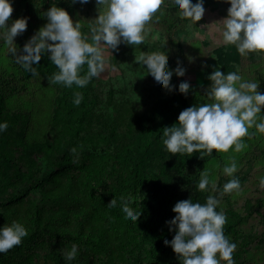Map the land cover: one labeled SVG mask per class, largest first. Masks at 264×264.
Returning a JSON list of instances; mask_svg holds the SVG:
<instances>
[{"label": "trees", "instance_id": "1", "mask_svg": "<svg viewBox=\"0 0 264 264\" xmlns=\"http://www.w3.org/2000/svg\"><path fill=\"white\" fill-rule=\"evenodd\" d=\"M54 2L81 23L82 34L91 43L85 33L101 14L96 0L85 4L78 0L74 4L71 0H11L14 14L9 23L27 18L23 33L28 32L30 38L47 22L43 12ZM224 3L230 5L226 0H203L204 8L211 11ZM183 23L191 21L181 19L169 0H164L146 25L160 33L151 40L150 48L162 45L167 51V45L176 39V49L181 48L176 29ZM133 46L138 45H126L119 51L118 45L111 67L133 56ZM232 47L237 57L236 47ZM171 59L166 55L170 70L177 67ZM0 63V122L8 123L6 131L0 132V226L17 221L28 231L20 245L0 253V264H180L177 254L164 243L175 235L166 221L175 216L172 208L176 202L189 198L203 204L209 195L219 199L217 211L226 215L224 234L229 241L235 240V264H248L254 250L264 249V233L242 232L244 225L262 214L264 198H248L239 205L231 202L229 194H222L223 184L231 179L228 176L216 182L215 191L211 187L198 190L200 171L220 152L213 150L212 155L199 158L200 152L173 155L166 151L161 140L163 127L174 124L179 113L193 105L191 97L177 90L179 83L174 81L168 91L154 85L146 74L144 98L135 103L121 96L114 100L100 77L84 88L53 84L51 77L58 70L47 53L34 65L37 76L25 71L10 54ZM86 71L85 65L81 74ZM28 82L32 85L25 96L28 105L34 101L32 92H38L34 83L52 95L51 105L39 104L44 114L34 111V115L25 102L12 99ZM75 93L83 94L78 106L73 103ZM37 114L45 117L42 137L33 132ZM257 132L253 126L250 135L241 139L251 140ZM243 173L233 174L240 185ZM139 186L143 193L131 207L142 211L141 216L137 223L126 222L119 205L116 209L107 206L113 199L132 198ZM73 244L78 247L77 257L67 261L64 254Z\"/></svg>", "mask_w": 264, "mask_h": 264}, {"label": "clouds", "instance_id": "2", "mask_svg": "<svg viewBox=\"0 0 264 264\" xmlns=\"http://www.w3.org/2000/svg\"><path fill=\"white\" fill-rule=\"evenodd\" d=\"M74 4L77 0H71ZM85 4L88 0H78ZM230 4L227 16L221 20L222 40L234 45L241 56L249 53L264 52V0H226ZM164 0H96V5L104 10L89 25L91 43L82 34V25L73 21L69 13L56 3L43 12L46 23L24 43L22 50L17 48L14 38L27 28V18L10 21L13 8L11 0H0V41L7 45V52L15 62L33 76L39 75L34 65L48 54V59L58 71L53 73L51 82L63 84L67 88L75 85L84 88L93 78L100 77L106 71L105 48L117 50L121 43L143 45L146 40V25L160 11ZM170 6L177 11L181 19L195 23L204 14L203 0H169ZM103 42V43H102ZM191 60V58H189ZM140 63L154 85L172 91L170 78L175 74L182 77L185 68L179 61L175 69H169L166 55L153 54L140 57ZM87 71L82 75L83 67ZM211 82L206 95L211 102L192 105L182 110L177 121L163 127L162 143L169 153L200 152L212 155L213 150L227 152L231 148L240 152L246 147L241 138L250 135L249 129L264 133V93L258 91V81L243 80L236 71L225 73L215 66L207 76ZM179 93L187 95L190 85L187 81L178 85ZM82 93H75L73 103L79 105ZM259 121V122H258ZM8 123L0 122V132L6 131ZM234 146V147H233ZM76 153V148L70 150ZM235 159L223 167V173L231 177L223 184L222 194L240 190L239 179L233 174L237 171ZM264 187V177L260 179ZM198 190L217 189L216 180L204 169L200 173ZM132 198L113 199L108 208L122 213L126 222L137 223L142 211L133 210ZM219 199L213 195L201 204L191 199L178 201L172 212L175 216L166 221L169 231L175 230L171 241L165 240L177 254L180 264H235L232 254L236 244L230 242L224 234L226 215L217 211ZM28 235L26 227L17 221L0 226V253H5L21 244ZM78 247L73 244L64 254L67 261L76 259Z\"/></svg>", "mask_w": 264, "mask_h": 264}, {"label": "rangeland", "instance_id": "3", "mask_svg": "<svg viewBox=\"0 0 264 264\" xmlns=\"http://www.w3.org/2000/svg\"><path fill=\"white\" fill-rule=\"evenodd\" d=\"M16 1L14 0V2ZM229 7L230 5L226 3L222 4L219 10L216 11H211L206 7L204 8L205 11L201 20L197 21L195 26L191 22L192 25L183 23L178 27L176 35L180 39L179 44L181 48L179 49L175 47L177 39L175 42L172 41V43L174 42L173 44L167 45L168 52L160 48L162 45L151 49V40L160 37V33L149 28H146L145 43L137 47L133 46V56H129V59L119 62L116 67H111L115 50H110L109 52L105 48L104 57L107 63L106 71L100 76L101 83L104 84L107 90L111 91L114 100L118 96H121V98H131L137 103L138 100L144 98L142 89L145 84L144 81H148L145 77L147 72L141 68L140 57L141 55L145 57L150 56V52L151 55L169 54V56H172L171 62L174 64L178 61L184 63V76L177 77L174 75L170 78V84L174 81L177 83L187 81L190 85L187 95L193 99V105L211 102L205 93L211 83L207 79V76L211 74L215 66L220 67V70L225 73L236 71L241 75L243 80L258 81V90L264 92V52L249 53L246 56H241L238 53L239 55L235 57L231 49L233 48L232 45H227L222 40L223 26L221 20L227 16V9ZM63 9L65 10V7ZM103 10L101 7V13ZM13 14L11 13L10 19H13ZM85 34L89 37L90 42H92L91 33L87 31ZM28 39V32L22 33L14 38V43L18 46V49L22 50L24 43ZM161 42H163L162 39ZM124 46L126 45L121 43L118 50L124 51ZM7 54V45L3 41H0V62L3 56L6 57ZM11 71L13 72V70ZM18 75L22 76L19 72ZM31 86V83L28 82L26 88L22 91L20 90L19 94L12 96V99L16 103L25 102L27 107L33 108V113L35 111L44 114L45 110L39 104L44 105V107L51 105L52 95L44 89L43 85L34 83L33 87L38 92H32L34 101H31L32 105H28L25 96L30 92ZM20 107H22V104ZM113 113L118 115L116 111H113ZM261 113L264 114V106L261 108ZM41 116V114H37L35 117L38 121L35 120V125L33 124V132L39 135V137L44 135L41 131L44 127L45 117L41 118ZM243 142L246 144V147L240 152H235L231 148L227 152H220V155L216 159L206 164L202 169L209 170L211 178L218 182L227 177L222 171L223 167L230 164L232 159H235L238 169L235 173L243 171L245 175L244 182L239 191L227 195L231 197V202L237 203V205L243 203L248 198L254 201L258 198H264V187L260 185V179L264 177V133L257 132V136H253L251 140L244 139ZM142 193L143 187L139 186L131 197L133 200H137L141 197ZM261 210L262 214L255 216L247 225H244L242 232L246 233L253 230L258 233H264V208ZM230 242L235 243V240H230ZM248 261V264H264V249L254 250L249 256ZM220 264H226V262L220 260Z\"/></svg>", "mask_w": 264, "mask_h": 264}, {"label": "crops", "instance_id": "4", "mask_svg": "<svg viewBox=\"0 0 264 264\" xmlns=\"http://www.w3.org/2000/svg\"><path fill=\"white\" fill-rule=\"evenodd\" d=\"M221 7V6H220ZM217 10H219V8L217 9ZM216 11V10H215Z\"/></svg>", "mask_w": 264, "mask_h": 264}]
</instances>
